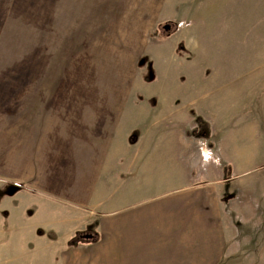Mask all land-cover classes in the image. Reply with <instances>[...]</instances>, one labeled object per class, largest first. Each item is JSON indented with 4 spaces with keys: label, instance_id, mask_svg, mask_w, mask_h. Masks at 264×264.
Here are the masks:
<instances>
[{
    "label": "rangeland",
    "instance_id": "obj_1",
    "mask_svg": "<svg viewBox=\"0 0 264 264\" xmlns=\"http://www.w3.org/2000/svg\"><path fill=\"white\" fill-rule=\"evenodd\" d=\"M137 1L0 0V200L30 186L26 214L41 227L56 219L48 182L12 186L5 166H12L13 132L34 117L30 102L57 101L58 85L104 86L131 104L133 116L148 112L151 122L161 109L156 131H171L173 122L189 135L190 149L195 140L197 165L228 202L220 264H264V0ZM34 85L49 91L33 92ZM95 224L82 225L90 231ZM36 233L45 243L60 236L57 257L66 246V233ZM33 235L24 227L6 238L12 258L3 264L42 260Z\"/></svg>",
    "mask_w": 264,
    "mask_h": 264
},
{
    "label": "crops",
    "instance_id": "obj_2",
    "mask_svg": "<svg viewBox=\"0 0 264 264\" xmlns=\"http://www.w3.org/2000/svg\"><path fill=\"white\" fill-rule=\"evenodd\" d=\"M35 86L39 89L33 92L49 91ZM69 91L76 95L69 96ZM54 99L28 102L34 117L14 130L8 153L12 166L5 168L12 172L14 187L24 181L48 187V182L49 201L59 212L41 227L34 215L26 214L24 193L32 187L3 197L0 264L12 258L4 254V240L24 227L34 234L28 236L33 238L32 250L38 243L43 254L42 260L30 264H220L229 243L223 223L228 202L222 201V186L203 176L202 162L197 165L194 136L190 149L189 135L173 122L171 131H156L161 109L151 122L148 112L146 118L133 116L131 104L117 100L104 86L58 85ZM167 116L165 110L160 121ZM140 124H146V131L135 136ZM203 151L201 155L206 148ZM92 219L96 224L88 231L82 224ZM73 222L76 225L69 226ZM38 228L44 234H67L58 257L54 252L60 236L45 243ZM83 234L92 236L86 241H95L68 246Z\"/></svg>",
    "mask_w": 264,
    "mask_h": 264
},
{
    "label": "trees",
    "instance_id": "obj_3",
    "mask_svg": "<svg viewBox=\"0 0 264 264\" xmlns=\"http://www.w3.org/2000/svg\"><path fill=\"white\" fill-rule=\"evenodd\" d=\"M139 66H143V64H142V61H139V64H138ZM151 70V68L149 67V69H148V72ZM146 79V81H149V79L148 78H145ZM95 240H92V241H86V240H80L79 238H73L72 240H70L69 242H68V246L69 247H74V246H76V245H78V244H80V243H83V242H90V243H93Z\"/></svg>",
    "mask_w": 264,
    "mask_h": 264
},
{
    "label": "water",
    "instance_id": "obj_4",
    "mask_svg": "<svg viewBox=\"0 0 264 264\" xmlns=\"http://www.w3.org/2000/svg\"><path fill=\"white\" fill-rule=\"evenodd\" d=\"M163 28L165 29V30H168L169 28H170V26H163ZM92 238V236H90V235H84V236H81V239H83V240H90Z\"/></svg>",
    "mask_w": 264,
    "mask_h": 264
},
{
    "label": "flooded vegetation",
    "instance_id": "obj_5",
    "mask_svg": "<svg viewBox=\"0 0 264 264\" xmlns=\"http://www.w3.org/2000/svg\"><path fill=\"white\" fill-rule=\"evenodd\" d=\"M165 25H166V26H169L168 24H165ZM165 25H164V26H165ZM163 29H164V28H163ZM164 30H165V29H164ZM165 31H168V30H165Z\"/></svg>",
    "mask_w": 264,
    "mask_h": 264
}]
</instances>
